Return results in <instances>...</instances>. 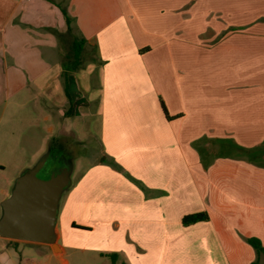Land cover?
I'll use <instances>...</instances> for the list:
<instances>
[{"label": "crops", "instance_id": "crops-1", "mask_svg": "<svg viewBox=\"0 0 264 264\" xmlns=\"http://www.w3.org/2000/svg\"><path fill=\"white\" fill-rule=\"evenodd\" d=\"M53 2L96 61L61 58ZM0 37L9 98H42L51 121L29 169L48 154L78 161L60 198L62 252L40 245L108 264H264L248 242L264 247V154L245 151L264 143V0H0ZM84 118L98 151L74 130ZM195 213L209 220L184 226ZM36 244L0 236V264Z\"/></svg>", "mask_w": 264, "mask_h": 264}, {"label": "rangeland", "instance_id": "rangeland-1", "mask_svg": "<svg viewBox=\"0 0 264 264\" xmlns=\"http://www.w3.org/2000/svg\"><path fill=\"white\" fill-rule=\"evenodd\" d=\"M59 49L61 58L64 59L67 51L62 42L59 43ZM1 52L0 37V214L2 202L7 198V194L12 192L16 179L36 162L33 159V154L38 150L40 143L43 142L44 136H48L47 127L51 124V121L45 120L49 112L42 102V98H38L35 101L31 100L32 102H26L24 94L16 98H9L5 70L7 61L2 58ZM53 117H55V115H53ZM52 119L53 123H56V120H54V118ZM78 120V129L75 128L74 130H76L79 135L85 137L86 141H92L85 146L84 151L87 153L93 152V150L98 151L100 144L97 142V138L91 139L88 131L89 126L88 128L85 126L84 122L87 121V118ZM92 122L90 127L92 126ZM94 130L96 133V127ZM67 139H71L70 136L64 135V137H57L53 142L55 144L54 146L60 147V143H64ZM72 149L76 150L75 145H73ZM82 149L83 148L80 146L79 150ZM84 162L85 167H87L94 161L85 160ZM72 165L71 178L74 169L78 165V161L73 160ZM58 215V225L61 231L63 228L69 231L66 217H62L61 212ZM65 248L66 252L63 257L54 256L49 246L36 244L33 248L34 253H30V255L24 253L26 256L23 255V253L19 254L18 261L20 264H108V261L100 260L94 253L81 252L78 246L71 247L67 245ZM44 249H46V252H44ZM51 253L53 256H50ZM26 258H29L30 261L26 260Z\"/></svg>", "mask_w": 264, "mask_h": 264}, {"label": "water", "instance_id": "water-1", "mask_svg": "<svg viewBox=\"0 0 264 264\" xmlns=\"http://www.w3.org/2000/svg\"><path fill=\"white\" fill-rule=\"evenodd\" d=\"M72 169L69 161H53L48 154L24 171L15 182L11 198L2 203L4 216L0 220V236L48 244L54 250V245H58L55 230L60 198L71 185ZM43 171H46L44 176Z\"/></svg>", "mask_w": 264, "mask_h": 264}, {"label": "trees", "instance_id": "trees-1", "mask_svg": "<svg viewBox=\"0 0 264 264\" xmlns=\"http://www.w3.org/2000/svg\"><path fill=\"white\" fill-rule=\"evenodd\" d=\"M55 3L60 10L62 11L66 24H67V31L64 33H60L55 29H52L54 33L57 34L58 40L63 43V46L66 48V54H65V60L68 61V65L70 68L72 67L73 69H80L84 66V63L89 61V60H94L96 61V57H93L94 52L90 53L91 55H88L87 53V45H88V40H86L80 33L78 25L76 24V19L70 14L68 7L66 4L63 3ZM95 51V50H94ZM65 78L67 79V74H65ZM164 111L166 115L168 116V112L163 105ZM200 142H197L198 148L202 154V158L204 159L205 163L208 164L210 163L207 159L208 157V152L207 150L201 146L200 147ZM248 154H255V153H263L264 154V143L255 149L252 150H245ZM252 154V155H253ZM209 216L207 213H195V214H189L183 217L182 223L184 226H188L200 221H208ZM248 242L258 251V252H264V247L262 245V242L257 239V238H252L248 239ZM112 259L114 264L116 263L115 255H112ZM253 264H256L253 263Z\"/></svg>", "mask_w": 264, "mask_h": 264}, {"label": "bare ground", "instance_id": "bare-ground-1", "mask_svg": "<svg viewBox=\"0 0 264 264\" xmlns=\"http://www.w3.org/2000/svg\"><path fill=\"white\" fill-rule=\"evenodd\" d=\"M54 250H55V252H57V253L62 252V249H61V247H60L59 245H54Z\"/></svg>", "mask_w": 264, "mask_h": 264}, {"label": "flooded vegetation", "instance_id": "flooded-vegetation-1", "mask_svg": "<svg viewBox=\"0 0 264 264\" xmlns=\"http://www.w3.org/2000/svg\"><path fill=\"white\" fill-rule=\"evenodd\" d=\"M45 172H46V171H43V172H42V173H43L42 176H44Z\"/></svg>", "mask_w": 264, "mask_h": 264}]
</instances>
